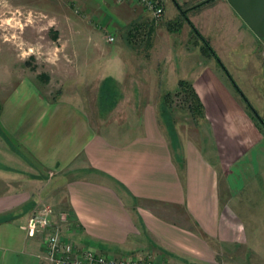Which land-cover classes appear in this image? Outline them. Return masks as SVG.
<instances>
[{
	"label": "crops",
	"instance_id": "crops-1",
	"mask_svg": "<svg viewBox=\"0 0 264 264\" xmlns=\"http://www.w3.org/2000/svg\"><path fill=\"white\" fill-rule=\"evenodd\" d=\"M181 2L172 19L164 8L162 20L149 31H130L135 37L145 35L141 48L127 43L119 30L147 25L146 16L132 9L139 4L85 0L83 17L96 22L95 28L75 35L81 44L71 52L100 48L102 57L95 60L99 72L89 74L87 62L83 89L61 88L51 100L27 78L3 97L0 264H44L43 236L28 230L31 212L42 204L51 207L54 224L59 212L68 211L63 234L80 247L117 256L158 253L170 264H218L219 251L233 255L256 245L259 261H264V220L259 218V238L255 233L249 240L243 220L228 218V213L238 214L235 204L221 201L220 178H227L228 165L240 158L248 147L244 141L253 133L248 115L235 90L215 74V66L196 59L198 43L188 46L193 34L199 37L198 28L203 37L212 28L222 36L239 32L247 49L258 36L227 0ZM99 9L111 14L114 32L99 33L105 26L108 30L106 18L95 16ZM173 21L179 25L171 28ZM108 36L114 40L107 42ZM141 63L145 78L131 76L129 69ZM238 68L256 75L259 61ZM178 69L185 70L183 75ZM179 80L192 85L202 104L207 122L202 138L181 140L176 132L173 141L167 124L163 126L162 102L177 89L168 90V82ZM121 100L132 103L121 106ZM104 101L111 102L106 112ZM259 163L264 166L263 151ZM258 193L260 211L262 185Z\"/></svg>",
	"mask_w": 264,
	"mask_h": 264
},
{
	"label": "rangeland",
	"instance_id": "rangeland-1",
	"mask_svg": "<svg viewBox=\"0 0 264 264\" xmlns=\"http://www.w3.org/2000/svg\"><path fill=\"white\" fill-rule=\"evenodd\" d=\"M181 1L163 0L166 17L171 18L173 14L179 12L178 6L183 7ZM84 2L85 0H0V107L3 97L22 78L30 79L36 83L42 95L51 100L57 96L61 88H65L67 92L75 85L78 90L83 89L87 62H89L88 65L91 64L89 74H91L90 72L93 74L99 72V63L95 64V60L102 57L100 48L71 52L72 49L78 50L79 44H81L80 39H77L75 35H79L81 31L84 32L83 29L89 31L95 28L94 23L96 22L85 21L83 17ZM132 9L138 15L146 16L149 20L147 25L141 27L140 23L137 27L130 28L129 31L130 25L123 29L119 28V30H123V37L127 43L142 48L147 41L144 40L145 35L135 33L137 35L135 37L132 35L134 32L131 34L130 31L141 28L143 29L141 33H144L143 31H149L153 24L157 23L154 22L151 14L150 18L147 16L146 11L140 5H135ZM95 16L99 20L106 18L104 22L108 25V30L105 26L100 29L99 33L114 32L115 25L109 12L104 13L99 9ZM185 21L191 23L188 18ZM206 23L209 22L204 21V24ZM178 25V21H173L171 28ZM201 29L198 28L197 32L202 38L193 34V39L188 45L189 48L198 43L200 54L196 59L206 64H213L216 70L215 74L218 73L235 90L240 106L248 115L246 122L248 128L253 130V133H250L244 141L248 147L243 150L239 159L230 163V166L228 165V169H226L228 171L225 173L227 178L224 174L220 178L221 201L225 204L232 201L235 204L238 214L228 213V218L231 216V220L234 221L235 218L239 219L240 217L243 220L249 240H251V234L255 235V233L259 238V218L264 220V209L259 211L258 193L259 185L264 187V166L259 165V151H263L264 155V125L259 120L260 118L264 121V40L256 37V43H252V48L247 49L248 42L239 32L230 34L231 31H234L231 30L227 36H222L217 34L216 28H212L209 30L208 36L203 37L200 33ZM204 39L209 43L208 49ZM101 44L103 47L107 45L105 42H101ZM257 60L259 61V70L256 73L259 74L255 75L251 69L238 68L244 67L247 61L252 63ZM249 68L251 67L249 66ZM177 71L183 75L185 70L178 69ZM146 72L142 63L139 68L129 69V73H132L131 76L136 74L141 78H145L144 73ZM232 81L246 97L259 118L241 99L242 96L234 88ZM168 83V90L177 87L176 90L169 92L162 102L163 118L166 120L163 122V126L165 123L167 124L169 136L175 135L177 132L181 140L202 138L206 135L205 125L207 122L199 112L197 104L189 93L190 90L187 87H179L178 83L173 84L170 81ZM187 84L192 86L189 82ZM125 85L128 86L127 91L131 92V86L127 82ZM93 86L94 84L90 87ZM110 103V101H104L105 105L102 106L104 112L109 110L106 107H110ZM119 103L124 106L132 102L121 100ZM259 140L262 143L255 145ZM254 145L255 147H253ZM259 176H263L261 177L262 182L259 181ZM249 247L250 249L246 250V246H244L245 249L242 253L240 252L241 254H236L237 250L233 252V255H225L223 251H219L216 255L217 263L264 264V261H259V246L251 245ZM155 257L159 261L163 259L158 253L155 254ZM41 258L44 264H50L43 257Z\"/></svg>",
	"mask_w": 264,
	"mask_h": 264
},
{
	"label": "built area",
	"instance_id": "built-area-1",
	"mask_svg": "<svg viewBox=\"0 0 264 264\" xmlns=\"http://www.w3.org/2000/svg\"><path fill=\"white\" fill-rule=\"evenodd\" d=\"M149 12L154 22H160L164 16L163 0H133ZM107 42L114 37L108 36ZM52 209L42 204L33 210L28 218L29 233L43 236V259L50 264H170L157 260L151 254L145 256H117L90 247H80L64 237L63 225L69 221L68 211L59 212V222L51 220Z\"/></svg>",
	"mask_w": 264,
	"mask_h": 264
},
{
	"label": "water",
	"instance_id": "water-1",
	"mask_svg": "<svg viewBox=\"0 0 264 264\" xmlns=\"http://www.w3.org/2000/svg\"><path fill=\"white\" fill-rule=\"evenodd\" d=\"M247 26L260 38L264 40V0H227ZM207 43L205 42V45ZM229 78H231L229 76ZM234 88L241 94L253 114L257 117L256 111L241 93L237 85L232 81ZM260 119V118H259ZM263 122V121H262Z\"/></svg>",
	"mask_w": 264,
	"mask_h": 264
},
{
	"label": "trees",
	"instance_id": "trees-1",
	"mask_svg": "<svg viewBox=\"0 0 264 264\" xmlns=\"http://www.w3.org/2000/svg\"><path fill=\"white\" fill-rule=\"evenodd\" d=\"M196 32H197V30H196ZM197 34H198V36H199L200 38H202L201 35H200L198 32H197ZM204 41L207 43L206 46H207V49H208V48H209V43H208V41L205 40V39H204ZM178 85H179V87L181 86V88H182V87H187V89L190 90L189 93L191 94L193 100H194L195 103L197 104V107H198V109H199V112L202 113V112H201V110H202V104H201V102L199 101V99H198V97H197L195 91L193 90L192 86H189V84H187V82H185V81H183V80H179V81H178ZM179 89H180V88H179ZM0 108H1V107H0ZM259 120H260V122L264 125V121H263L262 119H259ZM262 121H263V122H262ZM171 138H172L173 141H175V139H176V137H175L174 135H172V134H171Z\"/></svg>",
	"mask_w": 264,
	"mask_h": 264
}]
</instances>
